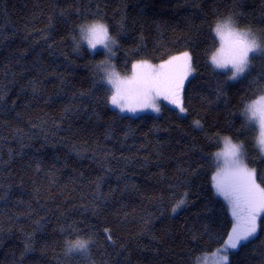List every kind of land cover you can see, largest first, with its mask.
<instances>
[{
  "label": "trees",
  "instance_id": "16d2710c",
  "mask_svg": "<svg viewBox=\"0 0 264 264\" xmlns=\"http://www.w3.org/2000/svg\"><path fill=\"white\" fill-rule=\"evenodd\" d=\"M226 15L264 41V0H0V264H198L224 247L234 219L211 183L221 137L264 187L244 111L264 95V51L235 80L216 69L212 29ZM97 19L120 74L190 52L185 115L111 107L105 52L73 42ZM258 225L228 264H264V214ZM77 240L87 252L68 254Z\"/></svg>",
  "mask_w": 264,
  "mask_h": 264
},
{
  "label": "snow or ice",
  "instance_id": "6c2138e0",
  "mask_svg": "<svg viewBox=\"0 0 264 264\" xmlns=\"http://www.w3.org/2000/svg\"><path fill=\"white\" fill-rule=\"evenodd\" d=\"M100 31L97 35L100 37L98 44L103 46L109 53H112L115 46V39H109L107 29L103 25L99 26ZM97 49V45H91ZM114 54V53H113ZM237 54L228 53L223 48H218L211 57V64L220 70H228L231 68L229 79L235 80L239 75L244 74L243 67H237ZM107 63V62H105ZM249 63L247 64V68ZM106 72V83L113 89L110 96V104L119 109L120 112L136 113L151 109L154 112L160 111V106L157 103L159 97L164 99L179 108L183 113L182 100L178 99L180 91L184 87V83L194 72L192 57L189 52L184 51L179 55L171 56L169 59L159 65H152L148 61H140L132 65V76L130 78L121 79L120 75L113 69ZM257 105H262L261 120L258 121L261 127H264V96H260L254 100L245 109V115L253 112ZM252 119L249 118V121ZM199 126V121L196 122ZM224 147L221 151L215 153V161L218 170L211 177L215 194L223 197L227 202L231 216L234 219V226L230 234L227 236V241L224 247L219 252L218 264H228L229 250H236L242 241H247L253 237L258 230V220L264 214V187L256 181V170L251 169L245 163L242 145L234 144L225 137ZM262 143L261 152L264 153V141ZM185 200H180L176 207L183 206ZM110 239V237H108ZM88 241L77 240L71 244L67 252L71 254L74 251L86 253Z\"/></svg>",
  "mask_w": 264,
  "mask_h": 264
},
{
  "label": "clouds",
  "instance_id": "9594fccd",
  "mask_svg": "<svg viewBox=\"0 0 264 264\" xmlns=\"http://www.w3.org/2000/svg\"><path fill=\"white\" fill-rule=\"evenodd\" d=\"M100 25H103L104 28L107 29L109 39H114L110 35L109 28L104 22L98 19L92 20L79 26L78 36L73 41L75 47H86L90 53L94 54L95 49L92 48L91 45L96 44L97 46H100L98 44L100 37L97 35L98 31H100ZM212 31L218 40V48H223V50L228 53L237 54V67H243L245 71L247 69V64L250 62V55L259 54L261 51H264V41H262L252 29L240 26L236 19L230 15L217 19ZM252 103L253 102L247 104L245 109ZM261 108L262 105H257L256 109H253V112L247 115V119L251 118L258 125L259 131L256 143L260 151L262 148L261 142L264 141V127H261V124L258 122L261 120V112L257 111V109Z\"/></svg>",
  "mask_w": 264,
  "mask_h": 264
},
{
  "label": "rangeland",
  "instance_id": "374dc122",
  "mask_svg": "<svg viewBox=\"0 0 264 264\" xmlns=\"http://www.w3.org/2000/svg\"><path fill=\"white\" fill-rule=\"evenodd\" d=\"M218 47H219V43H218V46H217V48H216V50L218 49ZM97 49H101V50H103L104 52H105V58H104V60H103V62L99 65V70L101 71V73H102V75H103V78H104V81H106V72H105V69H107L108 71H111V70H115L116 72H117V70L115 69V67H114V65H113V61H112V57H113V53H114V46H113V49H112V53H109L106 49H104L103 48V46H97ZM97 49H95V50H97ZM215 50V51H216ZM214 51V52H215ZM184 52V51H183ZM187 52H189V51H187ZM213 52V53H214ZM180 53H182V52H180ZM180 53H177V54H174V55H179ZM190 53V52H189ZM212 53V54H213ZM174 55H172V56H174ZM191 55V54H190ZM171 57V56H170ZM169 57V58H170ZM168 58V59H169ZM166 61V60H165ZM211 61V60H210ZM105 62H107V63H105ZM138 62H140V61H137V62H135V63H138ZM149 62V61H148ZM164 62V61H163ZM163 62H159V63H152V62H149L150 64H152V65H159V64H161V63H163ZM134 63V64H135ZM228 71H229V75H231V68H229L228 69ZM118 73V72H117ZM194 73V72H193ZM192 73V74H193ZM119 75H120V77H121V79H126V78H130L131 76H132V74H133V72H132V69H131V71L129 72V73H127V74H120V73H118ZM192 74L190 75V77L192 76ZM240 76V75H239ZM238 76V77H239ZM189 77V78H190ZM188 78V79H189ZM187 81V80H186ZM186 81H185V83H186ZM106 83V82H105ZM184 83V84H185ZM107 84V83H106ZM108 85V84H107ZM108 87L110 88V95H109V104H110V96H111V94H112V91H113V89L111 88V86L110 85H108ZM260 96H258V97H256V98H254V99H252V100H250V101H248L247 102V104H249V103H251V102H253L254 100H256V99H258ZM178 99H181L182 100V104H183V89L180 91V96L178 97ZM157 103L159 104V106H160V109H161V107H162V105H169V106H172V107H174V108H176L177 110H178V112L180 113V114H182V115H185L186 114V111H184L183 113H181L180 111H179V108H177L176 107V105H174V104H172L171 102H170V100H168V99H164V97L163 96H161V97H159L158 98V100H157ZM246 104V105H247ZM111 105V104H110ZM111 107H113V108H115V109H117L118 111H119V109L118 108H116L115 106H113V105H111ZM183 107H184V105H183ZM244 111H245V109H244ZM120 112V111H119ZM146 112H151V113H155V114H157V112H154L153 110H151V109H146V110H143V111H137L136 113H131V112H127V111H125V112H121V113H124V114H129V115H139V114H142V113H146ZM160 112V111H159ZM158 112V113H159ZM246 116V115H245ZM246 118H247V116H246ZM248 121H249V119H247ZM254 127H255V129H256V132H257V136H258V131H259V129H258V125H257V123L255 122V121H253V120H251V121H249ZM196 124V123H195ZM197 125V124H196ZM224 138L225 137H221L220 138V147L217 149V151L215 152V153H217V152H219V151H221L222 149H223V140H224ZM233 143H235V142H233ZM235 144H239V143H235ZM241 145V144H240ZM263 155H264V153H263ZM249 167V166H248ZM249 168H251V167H249ZM251 169H253V168H251ZM218 170V168H217V164H216V161H215V168H214V171H213V173H212V176L215 174V172ZM211 183H212V187H213V182H212V180H211ZM258 183V182H257ZM259 184V183H258ZM214 189V188H213ZM215 191V190H214ZM220 197V196H219ZM222 199H223V197H221ZM223 253L222 252H219V251H217V252H214V253H211V254H209V255H206V256H204L199 262H198V264H218V260H219V255H222Z\"/></svg>",
  "mask_w": 264,
  "mask_h": 264
}]
</instances>
